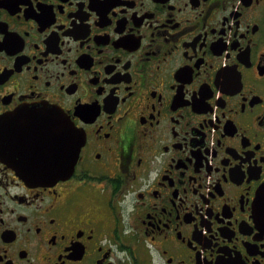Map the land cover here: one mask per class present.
<instances>
[{"label":"flooded vegetation","instance_id":"obj_1","mask_svg":"<svg viewBox=\"0 0 264 264\" xmlns=\"http://www.w3.org/2000/svg\"><path fill=\"white\" fill-rule=\"evenodd\" d=\"M263 189L264 0H0V264H264Z\"/></svg>","mask_w":264,"mask_h":264},{"label":"water","instance_id":"obj_2","mask_svg":"<svg viewBox=\"0 0 264 264\" xmlns=\"http://www.w3.org/2000/svg\"><path fill=\"white\" fill-rule=\"evenodd\" d=\"M71 144H72L71 150H68L66 155H64L63 157H60L59 155H57L55 158V161H56V163L54 164L55 172L52 173L51 175L55 177L56 179L67 177L72 171V167L75 162L78 150H77L76 143L71 142ZM42 175L46 176V174H42ZM259 199H262V197H260Z\"/></svg>","mask_w":264,"mask_h":264}]
</instances>
